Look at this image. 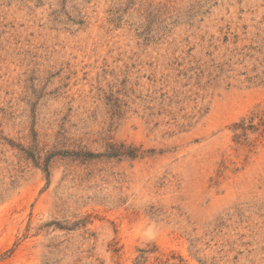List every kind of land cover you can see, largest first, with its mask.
I'll return each instance as SVG.
<instances>
[{
    "label": "rangeland",
    "instance_id": "1",
    "mask_svg": "<svg viewBox=\"0 0 264 264\" xmlns=\"http://www.w3.org/2000/svg\"><path fill=\"white\" fill-rule=\"evenodd\" d=\"M0 264H264V0H0Z\"/></svg>",
    "mask_w": 264,
    "mask_h": 264
}]
</instances>
